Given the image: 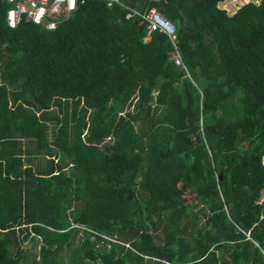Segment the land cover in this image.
<instances>
[{"label": "trees", "instance_id": "obj_1", "mask_svg": "<svg viewBox=\"0 0 264 264\" xmlns=\"http://www.w3.org/2000/svg\"><path fill=\"white\" fill-rule=\"evenodd\" d=\"M222 1L122 0L187 75L122 4L46 30L0 0V264H264V0Z\"/></svg>", "mask_w": 264, "mask_h": 264}, {"label": "built area", "instance_id": "obj_2", "mask_svg": "<svg viewBox=\"0 0 264 264\" xmlns=\"http://www.w3.org/2000/svg\"><path fill=\"white\" fill-rule=\"evenodd\" d=\"M5 2L8 4L5 12V23L9 28H15L23 22H32L46 30H52L85 0H5ZM114 3L124 5L122 0H106L107 6H112ZM124 6L127 8L125 18L138 17L146 25L148 32L157 31L169 39L172 44L169 58L176 66L185 69L188 75L177 44L173 22L156 8L140 11L137 8ZM87 230L92 233L91 239H94L93 231L88 228Z\"/></svg>", "mask_w": 264, "mask_h": 264}, {"label": "rangeland", "instance_id": "obj_3", "mask_svg": "<svg viewBox=\"0 0 264 264\" xmlns=\"http://www.w3.org/2000/svg\"><path fill=\"white\" fill-rule=\"evenodd\" d=\"M249 1L257 3L259 0H246V2H244L243 0H224V1L219 3V7L226 9L228 14H232L239 6H241L244 3H247ZM134 101H135V99L132 100V103ZM54 111L56 112V110H54ZM263 164H264V159H263ZM200 214L201 213L198 211V216H200ZM82 229H83V226H77L76 233L78 236H81ZM75 243L76 242H74V244ZM71 248H72V245L71 246H64L63 250L60 252V259L65 264L69 263V261H70L69 255H70ZM22 249L26 255V264H37V262H39V246L34 247L32 242L29 243V241H27L26 243H24L22 245ZM88 264H98V263H96V262H90L89 263L88 262Z\"/></svg>", "mask_w": 264, "mask_h": 264}, {"label": "water", "instance_id": "obj_4", "mask_svg": "<svg viewBox=\"0 0 264 264\" xmlns=\"http://www.w3.org/2000/svg\"><path fill=\"white\" fill-rule=\"evenodd\" d=\"M219 179L221 178V175H219V177H218Z\"/></svg>", "mask_w": 264, "mask_h": 264}]
</instances>
